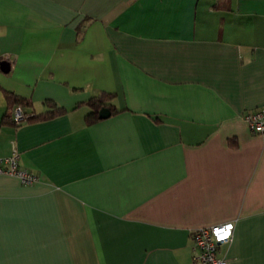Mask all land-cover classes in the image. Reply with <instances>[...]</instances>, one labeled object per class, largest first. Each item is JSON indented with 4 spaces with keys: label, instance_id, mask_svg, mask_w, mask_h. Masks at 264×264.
I'll return each instance as SVG.
<instances>
[{
    "label": "crops",
    "instance_id": "obj_1",
    "mask_svg": "<svg viewBox=\"0 0 264 264\" xmlns=\"http://www.w3.org/2000/svg\"><path fill=\"white\" fill-rule=\"evenodd\" d=\"M0 54V157L39 177L0 176V264H194L227 222L229 264H264V0H0ZM5 91L68 112L2 125Z\"/></svg>",
    "mask_w": 264,
    "mask_h": 264
},
{
    "label": "built area",
    "instance_id": "obj_2",
    "mask_svg": "<svg viewBox=\"0 0 264 264\" xmlns=\"http://www.w3.org/2000/svg\"><path fill=\"white\" fill-rule=\"evenodd\" d=\"M6 61L13 68L15 59L12 56L0 54V63ZM16 122L24 120V112L17 107L14 112ZM248 128L253 134H264V106L247 112L243 116ZM20 154L13 145L12 154L0 157V176L11 175L17 177L23 185H33L39 181V177L19 165ZM235 224L227 222L194 230L193 262L194 264H229L223 253V248L232 243L234 238Z\"/></svg>",
    "mask_w": 264,
    "mask_h": 264
},
{
    "label": "trees",
    "instance_id": "obj_3",
    "mask_svg": "<svg viewBox=\"0 0 264 264\" xmlns=\"http://www.w3.org/2000/svg\"><path fill=\"white\" fill-rule=\"evenodd\" d=\"M4 97L7 103V110L3 116L2 125L13 126L23 121H27L28 123L45 122L55 119L56 117L64 115L68 112L67 109L60 107L56 102L47 100L43 103L46 110L38 114L30 100L6 91L4 92ZM115 99V94L102 93L99 96L92 97L88 102L76 106L75 109H79L83 106L88 107L90 109V113L86 116V123L91 125L103 119L100 116V112L105 108L109 109L110 116L119 113L118 109L113 104ZM17 107H21L23 110H26L23 112L24 116L27 118L20 122H16L14 118V112Z\"/></svg>",
    "mask_w": 264,
    "mask_h": 264
},
{
    "label": "water",
    "instance_id": "obj_4",
    "mask_svg": "<svg viewBox=\"0 0 264 264\" xmlns=\"http://www.w3.org/2000/svg\"><path fill=\"white\" fill-rule=\"evenodd\" d=\"M10 69H11V66L8 62L6 61H3L0 63V70L5 73V74H8L10 72ZM103 118V117H101Z\"/></svg>",
    "mask_w": 264,
    "mask_h": 264
},
{
    "label": "rangeland",
    "instance_id": "obj_5",
    "mask_svg": "<svg viewBox=\"0 0 264 264\" xmlns=\"http://www.w3.org/2000/svg\"><path fill=\"white\" fill-rule=\"evenodd\" d=\"M0 116H1V114H2V111H4V103H3V95H2V93L0 94ZM223 249H225V248H223Z\"/></svg>",
    "mask_w": 264,
    "mask_h": 264
}]
</instances>
